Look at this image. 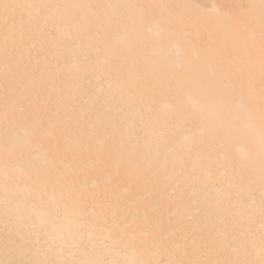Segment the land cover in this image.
I'll return each instance as SVG.
<instances>
[{
    "label": "bare ground",
    "instance_id": "6f19581e",
    "mask_svg": "<svg viewBox=\"0 0 264 264\" xmlns=\"http://www.w3.org/2000/svg\"><path fill=\"white\" fill-rule=\"evenodd\" d=\"M238 1L0 0V264H264V0Z\"/></svg>",
    "mask_w": 264,
    "mask_h": 264
},
{
    "label": "rangeland",
    "instance_id": "374dc122",
    "mask_svg": "<svg viewBox=\"0 0 264 264\" xmlns=\"http://www.w3.org/2000/svg\"><path fill=\"white\" fill-rule=\"evenodd\" d=\"M232 1H233V0H232ZM241 1H243V3H244L245 0H241ZM221 2H222V3L224 2L223 5H224L225 3H227L226 0H225V1H224V0H221ZM228 3H229V1H228ZM230 3L234 4L233 2H230ZM238 3H239V4H238ZM237 4H238V5H237ZM240 4L243 6L242 2H239V1L237 0V3H236V0H235V4H234V5H236V6H233V7H238V6L240 7ZM244 4H245V3H244ZM225 5H227V4H225ZM229 5H230V4H229ZM227 6H228V5H227ZM239 7H238V8H239ZM222 8L225 9L226 7H223V6H222ZM230 8H231V7L229 6V7L226 8V10H228V11H232L231 9H233V8H231V9H230ZM229 9H230V10H229ZM31 45H34V43L32 42ZM178 183H179V184H183L184 182H182V181L180 182V181H179ZM188 186H189V185H186V186L183 185V187H182L181 189L183 190V189H185V188H188ZM174 193H175L174 191H171L170 194H169V196L172 197ZM180 197L183 198L182 196H180ZM178 199H180V198H178ZM173 200H175V198H173ZM186 232L189 233V235H190V234L194 233L195 231H194L193 229H192V230L190 229V230H188V231H186ZM187 235H188V234H187Z\"/></svg>",
    "mask_w": 264,
    "mask_h": 264
}]
</instances>
